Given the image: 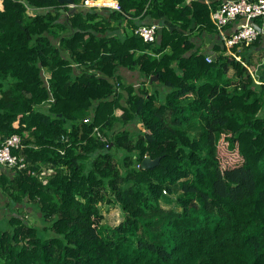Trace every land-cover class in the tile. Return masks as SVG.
Listing matches in <instances>:
<instances>
[{
    "label": "trees",
    "instance_id": "trees-1",
    "mask_svg": "<svg viewBox=\"0 0 264 264\" xmlns=\"http://www.w3.org/2000/svg\"><path fill=\"white\" fill-rule=\"evenodd\" d=\"M73 1L0 0V264H264L260 34L208 61L212 1Z\"/></svg>",
    "mask_w": 264,
    "mask_h": 264
},
{
    "label": "built area",
    "instance_id": "built-area-1",
    "mask_svg": "<svg viewBox=\"0 0 264 264\" xmlns=\"http://www.w3.org/2000/svg\"><path fill=\"white\" fill-rule=\"evenodd\" d=\"M203 1L210 3L211 0ZM84 3L91 4L88 0H84ZM112 7L119 8L117 0L113 2ZM209 15L212 22L218 28L224 45L229 50L233 45L248 44L259 34V30L253 22L258 18L264 20V0H220L216 6L209 8ZM234 18L242 20L234 29L225 31L224 26ZM159 27L160 24L157 21L149 24L142 23L135 27L133 32L139 34L144 41L152 42L157 36V29ZM211 58L212 55L210 53L205 55L206 60L209 61ZM135 84L139 85V83ZM18 144L19 136L15 133L4 137L0 141L1 163L9 166L24 165L22 156L18 157L11 151V148L16 147Z\"/></svg>",
    "mask_w": 264,
    "mask_h": 264
},
{
    "label": "crops",
    "instance_id": "crops-1",
    "mask_svg": "<svg viewBox=\"0 0 264 264\" xmlns=\"http://www.w3.org/2000/svg\"><path fill=\"white\" fill-rule=\"evenodd\" d=\"M114 1H116V0H113V1L109 0V1H105V2L104 1L98 2V1L91 0V4L109 5V6L112 7V4H113ZM211 1L216 6L217 3L220 0H211ZM241 20L242 19H240V18H234L233 20H231L228 24H226L224 26L225 27L224 28L225 31H230V30L234 29ZM255 21L260 26L259 34L262 37L261 38L262 43L260 45H258L257 47H258V49L259 48L261 49L264 46V20L258 18ZM192 35H193L192 37H195V34H192ZM217 40L223 42V39L220 36L219 30H218V34L216 33V35H211L210 33L202 34L201 38H197L196 45L197 46H201L203 51L210 53V52H212L213 43L217 42ZM242 46H243L242 44L234 45L235 49H233V50L239 51V52L242 53L243 52V47ZM232 48L233 47H231L229 50H227V48H226V51H231ZM258 49L257 48L251 49L246 54H249L250 52H257ZM119 68H120L119 72L121 73L122 78L125 81L133 82V83H139V81H141L140 77H139V73H138V71L136 69H131V68H128V67H125V66L124 67H119ZM251 74L253 75L255 81H257V82L259 81V78H264V55L261 57V60L255 64V68H254V70H251Z\"/></svg>",
    "mask_w": 264,
    "mask_h": 264
},
{
    "label": "rangeland",
    "instance_id": "rangeland-1",
    "mask_svg": "<svg viewBox=\"0 0 264 264\" xmlns=\"http://www.w3.org/2000/svg\"><path fill=\"white\" fill-rule=\"evenodd\" d=\"M94 1H98V2H102V1H109V0H94ZM110 1H113V0H110ZM88 2L90 3L91 0H88ZM250 72H251V69H250ZM48 74V73H46ZM116 111L119 112V109H116ZM50 169L49 168H46L45 171L46 173L49 171ZM45 173V172H43ZM41 176V175H40ZM163 204L164 206H168L167 204H164L163 202L161 203ZM101 207V211H102V214H103V218L101 219V223L103 225H106L105 227H109V226H112L116 223H118L121 219H122V212L120 211V208L115 205V204H108V203H102L100 205ZM5 212L7 211V209H4ZM3 212V211H1Z\"/></svg>",
    "mask_w": 264,
    "mask_h": 264
},
{
    "label": "water",
    "instance_id": "water-1",
    "mask_svg": "<svg viewBox=\"0 0 264 264\" xmlns=\"http://www.w3.org/2000/svg\"><path fill=\"white\" fill-rule=\"evenodd\" d=\"M60 1L65 2L66 4H68L69 6H71V8L67 11V13L72 12L73 10L76 9L75 3H74L73 0H60ZM60 10H63V8L61 7ZM253 23L257 27V29L259 30L260 26L258 25V23L256 21H254ZM156 78H157V75L154 74V75L150 76L149 81H152L153 79H156ZM157 160H158V157L151 158L149 155H146L142 159L141 164L143 166H149V165L154 164Z\"/></svg>",
    "mask_w": 264,
    "mask_h": 264
}]
</instances>
